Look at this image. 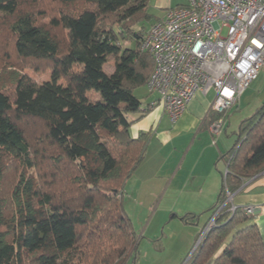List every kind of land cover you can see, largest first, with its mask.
I'll return each mask as SVG.
<instances>
[{"label":"trees","instance_id":"16d2710c","mask_svg":"<svg viewBox=\"0 0 264 264\" xmlns=\"http://www.w3.org/2000/svg\"><path fill=\"white\" fill-rule=\"evenodd\" d=\"M149 1L0 0L14 49L0 59V264H121L135 253L123 195L151 136L129 130L154 68L141 48ZM224 158L216 224L185 264H264L253 216L226 202L264 172V103Z\"/></svg>","mask_w":264,"mask_h":264},{"label":"built area","instance_id":"2783aa9c","mask_svg":"<svg viewBox=\"0 0 264 264\" xmlns=\"http://www.w3.org/2000/svg\"><path fill=\"white\" fill-rule=\"evenodd\" d=\"M141 48L154 59L148 92L157 94L171 119L176 121L198 92H213L211 108L221 116L211 128L218 134L264 66V0H187L169 7L145 32ZM233 194L227 192L226 202L232 203ZM220 208L199 242L216 224ZM258 208L244 206L251 216Z\"/></svg>","mask_w":264,"mask_h":264},{"label":"crops","instance_id":"0c3cea01","mask_svg":"<svg viewBox=\"0 0 264 264\" xmlns=\"http://www.w3.org/2000/svg\"><path fill=\"white\" fill-rule=\"evenodd\" d=\"M171 2L165 0L157 5L167 8ZM113 69L114 65L107 72H112ZM143 87L144 91L140 90L141 87L136 90L142 93L141 96L138 95L142 106L140 112L131 115V119L135 121L129 130L133 137H138L141 132H150L151 136L143 161L127 180L123 200L125 196L140 199L144 196L155 198L170 194L171 197H178V200H195L185 206L186 214L200 216L202 211L211 210L216 203L222 187V173L227 171L224 156L228 152V146L221 140L222 130L215 134L211 128L216 120H211L214 97L210 93L198 92L184 113L173 121L158 102L157 94H150L147 86ZM252 89L249 86L244 90L233 109L241 108L249 102ZM230 112L231 110L227 116ZM250 204L259 207L252 222L257 223L264 238V172L245 180L233 194L232 205ZM173 209L171 207L170 210ZM182 216L179 223L195 227L193 240L198 241V232L200 234L211 216L202 224L199 217L195 223H191Z\"/></svg>","mask_w":264,"mask_h":264},{"label":"rangeland","instance_id":"374dc122","mask_svg":"<svg viewBox=\"0 0 264 264\" xmlns=\"http://www.w3.org/2000/svg\"><path fill=\"white\" fill-rule=\"evenodd\" d=\"M171 1L170 6L161 8L157 4L164 3L165 0H150L147 9L149 17L145 18L140 23V26L144 27L147 31L150 25L161 18L169 7H175L178 4H185L187 2V0ZM0 25H2L0 26V42H6L4 49L0 47V59H4V54L7 52L6 50L9 48L8 51L14 55V49L12 43L8 40L11 38V34H7L3 24ZM59 35L61 36V34ZM13 62H15V59ZM114 63L115 59L110 57L104 69L109 71ZM25 69V72H28L39 82L51 78L50 72L44 71L43 73H36V71L29 66L25 67ZM250 86H252L253 89L249 102L244 104L241 108L231 110L220 132L221 140L225 146H228V151L236 143L241 122L245 118L253 115L257 108L264 103V66ZM140 90L144 91V87H141ZM136 93L137 95H142L139 90L136 91ZM93 96L97 97V94ZM210 96L214 97V93L210 92ZM217 136H215L216 140ZM192 202H195V200H178V197H171L170 194H166L163 197L159 195L155 198L144 196L140 199L125 196L123 205L125 212L132 220L136 232L137 249L134 254H129L121 264H185L197 247L200 239V234L198 232L197 243L193 240L195 227H191V225L184 226L179 223L182 215V217L187 216L185 206L190 205ZM171 207L174 209L170 210ZM212 211L213 210H204L201 212L199 216L202 220L201 224L211 216ZM176 212H178L177 215L175 214ZM174 214L175 216H173ZM189 217L191 219L192 216L189 215L188 218ZM196 218L189 220V222L195 223L196 221L194 220Z\"/></svg>","mask_w":264,"mask_h":264}]
</instances>
